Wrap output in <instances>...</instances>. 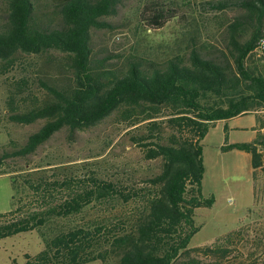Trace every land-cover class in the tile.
<instances>
[{"label":"trees","instance_id":"16d2710c","mask_svg":"<svg viewBox=\"0 0 264 264\" xmlns=\"http://www.w3.org/2000/svg\"><path fill=\"white\" fill-rule=\"evenodd\" d=\"M2 1L0 78L22 70L20 78L4 84L8 119L44 123L20 148L2 153L0 166L7 158L33 154L62 129L73 134L110 116L124 125L144 159L159 165L141 186L95 176L80 187L82 181L73 177L9 175L12 207L0 214V239L37 231L42 249L26 255L25 264H209L198 253L225 259L224 246L189 248L199 230L195 210L214 203L201 194V141L217 122L264 109V74L251 68L252 57L264 60V50L258 51L264 0L212 2L219 12L239 11L221 29L222 50L203 55L201 46L191 45L163 59L94 49L93 31L107 28L102 19L115 15L125 0ZM137 16L141 26L159 30L177 10L154 0ZM221 149L248 153L255 180L264 164L261 132ZM88 209L100 212L82 219Z\"/></svg>","mask_w":264,"mask_h":264},{"label":"rangeland","instance_id":"374dc122","mask_svg":"<svg viewBox=\"0 0 264 264\" xmlns=\"http://www.w3.org/2000/svg\"><path fill=\"white\" fill-rule=\"evenodd\" d=\"M151 1L154 0H125L115 15L103 18L108 27L93 31L94 49L101 55L136 53L145 58L163 59L197 45L201 46L203 55L214 56L224 45L221 29L239 13L235 9L219 12L209 6L219 0H159L175 7L177 16L163 28L151 30L137 20L143 5ZM3 10L0 0V14ZM251 62V68L264 74L262 57L254 56ZM21 73L19 68L7 78H0V155L20 148L44 123L19 125L8 119L4 84L6 80L20 78ZM31 88L39 98L42 96L36 84ZM256 124L264 126V109L217 122L201 141L204 167L201 194L205 199L212 196L214 203L195 210L194 223L199 230L191 238L189 248L220 245L229 252L221 261L202 253L194 254L204 263L260 264L263 261L264 164L253 180L248 153L221 149L224 145L250 141L255 136L250 127ZM126 131L124 125L110 116L95 127L73 134L62 129L27 157L5 159L0 173L8 175H0V214L12 207L9 175H16L19 180L25 175L33 178L45 175L51 180L73 177L75 182L82 181L80 187L95 176L114 182L125 180L131 185L138 182L141 186L146 176L157 172L159 162L144 159ZM261 134L264 135V129ZM74 187L78 188L75 184ZM21 197L22 193L17 195L18 199ZM99 212V209H88L82 219H92ZM234 231L231 239L224 240ZM41 249L42 242L35 230L0 239V264H25L26 255L33 257ZM86 264L103 263L96 260Z\"/></svg>","mask_w":264,"mask_h":264},{"label":"crops","instance_id":"0c3cea01","mask_svg":"<svg viewBox=\"0 0 264 264\" xmlns=\"http://www.w3.org/2000/svg\"><path fill=\"white\" fill-rule=\"evenodd\" d=\"M250 128L254 131L255 134L257 131L262 132L264 129L263 126H257V124L255 126H251ZM254 137L250 141H252L254 139ZM250 141H248V142H250Z\"/></svg>","mask_w":264,"mask_h":264},{"label":"built area","instance_id":"2783aa9c","mask_svg":"<svg viewBox=\"0 0 264 264\" xmlns=\"http://www.w3.org/2000/svg\"><path fill=\"white\" fill-rule=\"evenodd\" d=\"M264 50V39H260L258 42V51Z\"/></svg>","mask_w":264,"mask_h":264}]
</instances>
